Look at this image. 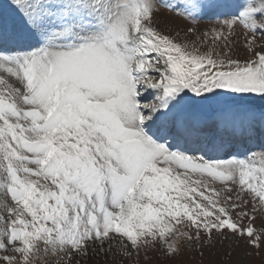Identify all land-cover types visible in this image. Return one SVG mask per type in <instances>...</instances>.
<instances>
[{
    "label": "snow or ice",
    "instance_id": "snow-or-ice-1",
    "mask_svg": "<svg viewBox=\"0 0 264 264\" xmlns=\"http://www.w3.org/2000/svg\"><path fill=\"white\" fill-rule=\"evenodd\" d=\"M9 7L0 264H142L153 252L175 264L226 243L264 253V150L219 158L190 148L182 115L214 104L220 127L264 126V0ZM162 10L188 21L183 37L161 28Z\"/></svg>",
    "mask_w": 264,
    "mask_h": 264
},
{
    "label": "rangeland",
    "instance_id": "rangeland-1",
    "mask_svg": "<svg viewBox=\"0 0 264 264\" xmlns=\"http://www.w3.org/2000/svg\"><path fill=\"white\" fill-rule=\"evenodd\" d=\"M9 2L10 0H0V14L6 15L10 18L12 16V9L9 7ZM221 2L232 3L233 0H221ZM228 10L229 9L227 8H222L214 11ZM159 19L161 21V28H166L170 26L173 31H180L181 37H183L182 30L187 26L188 21L175 17L174 15L170 14L167 10H162ZM212 19V15L203 17L199 26L203 28L205 25L209 24ZM260 107H264V105L258 104L257 108ZM182 115L192 123L194 128L193 134L187 138L186 143L188 145H190V143H194V146H196V148L194 147L193 149H204L212 153V144L215 143L214 146L216 145V137L218 136V134H223L226 129L215 124L213 122V116L208 117L207 115L203 114L200 111V108L188 107L187 109H185ZM203 125L205 126L203 127ZM203 132L206 133L204 137L202 134ZM252 132L256 135L251 140H246V144L243 143L244 145H241V148H244L242 152H259L261 150H264V126H261L259 123H257L253 126ZM194 135L196 136V138L192 139V136ZM237 147L239 146H232L229 150V154L243 155L244 153H240V148L237 149ZM257 223L259 224V221H257ZM203 251L205 252L203 258L199 256L198 252L186 251L183 256H181L177 261H175V264H264V253H262L260 256H246L244 255L245 249L242 245L226 243L223 247H221L220 245H216L214 248H205L203 249ZM227 252L232 253L231 257L226 255ZM151 256V261H142V264H173L172 261L165 260L164 257L161 256L158 252L151 253ZM100 264H105V261L101 259Z\"/></svg>",
    "mask_w": 264,
    "mask_h": 264
},
{
    "label": "bare ground",
    "instance_id": "bare-ground-1",
    "mask_svg": "<svg viewBox=\"0 0 264 264\" xmlns=\"http://www.w3.org/2000/svg\"><path fill=\"white\" fill-rule=\"evenodd\" d=\"M243 129L244 130H239V131H233L231 129H226L224 134H218V136L215 139L216 143H218L219 141H223V145L220 146V148H217L216 146H214L215 143L212 144V148H213L212 154L213 155H218V156H221V157H225L228 154L224 155L223 153L228 152L231 146H236V145L239 146L240 151L242 152L244 148H241V145H244L243 143L246 144V140H248V139L251 140L256 135V134H254L252 132L253 131V127H251V128H243ZM229 131H231L232 133L229 132ZM236 133H238L239 135L236 134ZM203 134L205 136L206 133H203ZM194 138L195 137H193V139ZM225 138H227L229 141L227 139H225ZM189 147L193 148L192 144H190ZM221 147H223V148H221ZM250 147H252V146H250Z\"/></svg>",
    "mask_w": 264,
    "mask_h": 264
},
{
    "label": "water",
    "instance_id": "water-1",
    "mask_svg": "<svg viewBox=\"0 0 264 264\" xmlns=\"http://www.w3.org/2000/svg\"><path fill=\"white\" fill-rule=\"evenodd\" d=\"M200 108H201L203 113L212 115L214 113V111H215L216 106L213 104L211 106H203V107H200Z\"/></svg>",
    "mask_w": 264,
    "mask_h": 264
}]
</instances>
